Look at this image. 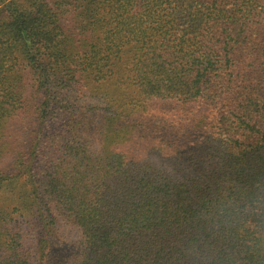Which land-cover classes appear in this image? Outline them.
Wrapping results in <instances>:
<instances>
[{
	"label": "trees",
	"instance_id": "trees-1",
	"mask_svg": "<svg viewBox=\"0 0 264 264\" xmlns=\"http://www.w3.org/2000/svg\"><path fill=\"white\" fill-rule=\"evenodd\" d=\"M0 264H264V0H0Z\"/></svg>",
	"mask_w": 264,
	"mask_h": 264
},
{
	"label": "rangeland",
	"instance_id": "rangeland-1",
	"mask_svg": "<svg viewBox=\"0 0 264 264\" xmlns=\"http://www.w3.org/2000/svg\"><path fill=\"white\" fill-rule=\"evenodd\" d=\"M57 247H58V248H57ZM57 247H56V249H55L56 251H60V252H61L62 250H63V251L66 250V249H64V245H61L60 243L57 244Z\"/></svg>",
	"mask_w": 264,
	"mask_h": 264
}]
</instances>
